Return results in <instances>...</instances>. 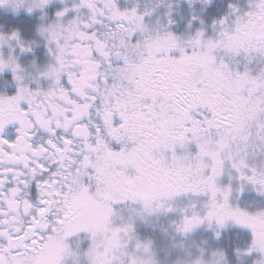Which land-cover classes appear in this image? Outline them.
Returning a JSON list of instances; mask_svg holds the SVG:
<instances>
[{"label": "snow or ice", "instance_id": "1", "mask_svg": "<svg viewBox=\"0 0 264 264\" xmlns=\"http://www.w3.org/2000/svg\"><path fill=\"white\" fill-rule=\"evenodd\" d=\"M0 264H264V0H0Z\"/></svg>", "mask_w": 264, "mask_h": 264}]
</instances>
